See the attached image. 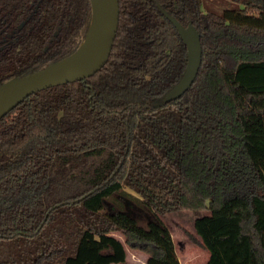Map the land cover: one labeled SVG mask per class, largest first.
<instances>
[{
  "label": "trees",
  "instance_id": "16d2710c",
  "mask_svg": "<svg viewBox=\"0 0 264 264\" xmlns=\"http://www.w3.org/2000/svg\"><path fill=\"white\" fill-rule=\"evenodd\" d=\"M118 1L98 72L0 118V264H119L125 244L181 264L161 219L180 210L210 213L206 264H264V0ZM91 14L90 0H0V84L71 55ZM166 14L202 46L171 101L187 50Z\"/></svg>",
  "mask_w": 264,
  "mask_h": 264
},
{
  "label": "water",
  "instance_id": "95a60500",
  "mask_svg": "<svg viewBox=\"0 0 264 264\" xmlns=\"http://www.w3.org/2000/svg\"><path fill=\"white\" fill-rule=\"evenodd\" d=\"M90 2L92 14L82 44L85 42L91 27L94 2L98 8L99 28L88 52L73 64L61 65L64 60L72 56L82 46L81 44L71 55L58 62L0 84V118L34 92L67 82L84 80L94 75L106 64L118 30L120 18L119 1L90 0ZM166 16L175 26L187 50L186 69L180 80L166 92L164 97L165 101H171L180 97L193 83L201 64L202 46L200 33L193 24L188 23L184 26L176 18L167 14Z\"/></svg>",
  "mask_w": 264,
  "mask_h": 264
},
{
  "label": "rangeland",
  "instance_id": "374dc122",
  "mask_svg": "<svg viewBox=\"0 0 264 264\" xmlns=\"http://www.w3.org/2000/svg\"><path fill=\"white\" fill-rule=\"evenodd\" d=\"M207 3L214 6L219 11L229 6L228 2L224 1H215L213 3L208 0ZM124 206L135 215L139 211V208H136V206L128 200L124 202ZM209 215L210 213L206 210H180L169 212L161 217L164 223L170 228L173 242L182 264H206L210 258V250L203 246V239L197 229V221ZM114 236L124 243V237L119 232H115ZM192 237L199 243L193 241ZM125 247L127 255L126 261L119 264H145L146 254L131 249L126 244Z\"/></svg>",
  "mask_w": 264,
  "mask_h": 264
},
{
  "label": "bare ground",
  "instance_id": "6f19581e",
  "mask_svg": "<svg viewBox=\"0 0 264 264\" xmlns=\"http://www.w3.org/2000/svg\"><path fill=\"white\" fill-rule=\"evenodd\" d=\"M93 5H94L93 20H92L91 27L89 29L85 42L72 56L64 60L61 63V65L73 64L77 62L88 52L89 48L92 46L95 40V37L97 35L98 28H99L98 8L95 2Z\"/></svg>",
  "mask_w": 264,
  "mask_h": 264
},
{
  "label": "crops",
  "instance_id": "0c3cea01",
  "mask_svg": "<svg viewBox=\"0 0 264 264\" xmlns=\"http://www.w3.org/2000/svg\"><path fill=\"white\" fill-rule=\"evenodd\" d=\"M175 250H176V253H177V256H178V252H177L176 247H175ZM143 254H145V253H143ZM146 256H147V254H146ZM178 258H179V256H178ZM146 259H147V257H146ZM179 261L181 262L180 258H179ZM181 264H182V263H181Z\"/></svg>",
  "mask_w": 264,
  "mask_h": 264
}]
</instances>
